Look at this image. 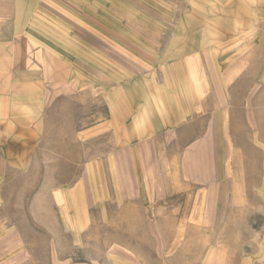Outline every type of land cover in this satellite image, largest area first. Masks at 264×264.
<instances>
[{"label": "rangeland", "instance_id": "374dc122", "mask_svg": "<svg viewBox=\"0 0 264 264\" xmlns=\"http://www.w3.org/2000/svg\"><path fill=\"white\" fill-rule=\"evenodd\" d=\"M0 47V264H264V0H17Z\"/></svg>", "mask_w": 264, "mask_h": 264}, {"label": "crops", "instance_id": "0c3cea01", "mask_svg": "<svg viewBox=\"0 0 264 264\" xmlns=\"http://www.w3.org/2000/svg\"><path fill=\"white\" fill-rule=\"evenodd\" d=\"M17 26V0H0V47H7L12 32L23 31L26 27L25 24Z\"/></svg>", "mask_w": 264, "mask_h": 264}]
</instances>
